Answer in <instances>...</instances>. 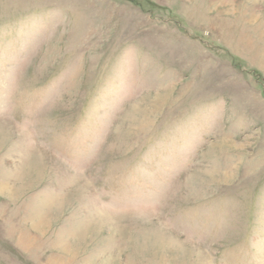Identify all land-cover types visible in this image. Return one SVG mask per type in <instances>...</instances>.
Returning a JSON list of instances; mask_svg holds the SVG:
<instances>
[{"label":"rangeland","instance_id":"obj_1","mask_svg":"<svg viewBox=\"0 0 264 264\" xmlns=\"http://www.w3.org/2000/svg\"><path fill=\"white\" fill-rule=\"evenodd\" d=\"M0 264H264V0H0Z\"/></svg>","mask_w":264,"mask_h":264},{"label":"bare ground","instance_id":"obj_2","mask_svg":"<svg viewBox=\"0 0 264 264\" xmlns=\"http://www.w3.org/2000/svg\"><path fill=\"white\" fill-rule=\"evenodd\" d=\"M155 108V107H154ZM142 112H144L143 110H138V111H136V114L137 115H140V113H142Z\"/></svg>","mask_w":264,"mask_h":264}]
</instances>
